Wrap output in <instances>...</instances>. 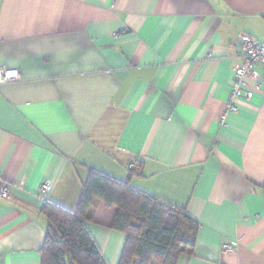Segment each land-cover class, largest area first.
I'll return each instance as SVG.
<instances>
[{
  "label": "crops",
  "instance_id": "1",
  "mask_svg": "<svg viewBox=\"0 0 264 264\" xmlns=\"http://www.w3.org/2000/svg\"><path fill=\"white\" fill-rule=\"evenodd\" d=\"M245 34L264 43V0H0V67L22 77L0 86V264H42L45 202L75 211L90 171L134 164L199 223L178 264H264V90L228 112ZM113 216L86 227L120 264Z\"/></svg>",
  "mask_w": 264,
  "mask_h": 264
},
{
  "label": "trees",
  "instance_id": "2",
  "mask_svg": "<svg viewBox=\"0 0 264 264\" xmlns=\"http://www.w3.org/2000/svg\"><path fill=\"white\" fill-rule=\"evenodd\" d=\"M134 174L119 181L90 171L75 211L46 201L42 264H107L86 227L100 204L114 210L110 228L127 237L120 264H178L183 255L193 254L199 223L185 209L135 189Z\"/></svg>",
  "mask_w": 264,
  "mask_h": 264
},
{
  "label": "built area",
  "instance_id": "3",
  "mask_svg": "<svg viewBox=\"0 0 264 264\" xmlns=\"http://www.w3.org/2000/svg\"><path fill=\"white\" fill-rule=\"evenodd\" d=\"M116 1V0H115ZM118 37V35H117ZM240 63L234 69L231 91L228 100V112H238L236 105L239 99H252L257 93L264 90V81L257 73V69L264 72V43L259 42L251 35L245 34L240 37ZM22 77L18 70L0 67V86L21 81ZM133 170H139L138 165H131ZM43 190L48 189V184ZM9 191L4 189L1 194L3 199L8 198ZM225 251H232V245L225 244Z\"/></svg>",
  "mask_w": 264,
  "mask_h": 264
}]
</instances>
